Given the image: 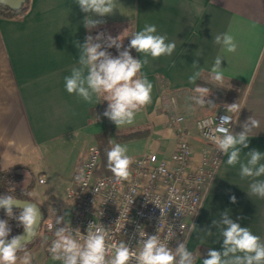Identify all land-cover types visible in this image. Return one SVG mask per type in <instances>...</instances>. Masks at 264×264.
<instances>
[{
  "label": "crops",
  "instance_id": "obj_1",
  "mask_svg": "<svg viewBox=\"0 0 264 264\" xmlns=\"http://www.w3.org/2000/svg\"><path fill=\"white\" fill-rule=\"evenodd\" d=\"M118 3L119 9L103 17L106 22L91 31L83 25L88 14L81 11L76 0H31L22 19L0 18V169L23 165L31 173L38 171L39 177H46L45 183H39L50 185L39 196L45 200L46 193L52 192L51 207L45 209L31 194L44 216L54 220L64 217V181L71 180L87 160L92 146H100L97 135L101 133L106 135L108 148L113 143L127 145L128 154L134 159L149 152L171 159L179 127L172 118L185 115L193 156L200 161L211 145L196 135L195 119L227 113L224 105L237 102L242 109L239 115L231 114L236 117L234 133L242 131L250 116L260 122L251 133L249 147L242 149L241 161L246 162V153L252 149L264 153V0ZM145 24H155L158 34H166L169 42L175 41L176 49L172 56L149 58L150 63L142 72L153 84L152 101L136 115L133 124L118 129L103 116L105 101L97 103L94 98L89 104L67 93L64 78L78 66L77 43L83 44L87 35L95 37L103 32L116 37L127 29L129 37L123 39L126 42ZM225 32L235 38L234 53L224 52L214 42L216 35ZM198 52L203 54L197 56ZM217 56L222 57L224 70V82L219 86L230 88L235 86L232 81H240L245 86L243 96L230 102L224 95L210 92L206 99L213 100L217 107H199L190 99L195 87L188 82L194 71L192 64L196 61L202 68L201 79L215 84L210 76ZM136 58L143 56L136 52ZM128 132L139 135L132 139L119 137ZM226 160L224 155L195 223L196 231L191 232L188 240L187 248L195 254L194 264H203L209 250H223L221 232L213 220H220L226 210L231 219L264 241V198L249 196L253 179H241L239 164L231 167ZM101 162L98 174L111 173L102 158ZM255 179L264 180V176ZM232 195L236 203L230 202ZM56 204L60 214L53 212ZM208 231L212 233L209 235ZM45 244L46 236L37 235L26 248L33 258L32 264H61L47 255ZM23 255L21 252L18 256Z\"/></svg>",
  "mask_w": 264,
  "mask_h": 264
},
{
  "label": "clouds",
  "instance_id": "obj_2",
  "mask_svg": "<svg viewBox=\"0 0 264 264\" xmlns=\"http://www.w3.org/2000/svg\"><path fill=\"white\" fill-rule=\"evenodd\" d=\"M82 12L87 13L83 25L91 31L105 23L102 18L112 15L119 9L118 0H76ZM93 16L101 19H94ZM127 29L116 37L100 32L95 37L87 35L83 44L77 43L80 50L78 66L71 69L70 75L65 76L67 93L74 94L86 103L108 102L103 113L117 128L134 123L136 115L152 101L153 84L147 75L142 72L150 59H159L162 56H172L176 49L175 41L169 42L166 34H158L155 24H145L142 30L131 34L130 43L123 47ZM214 42L221 45L226 53H234L237 44L230 32L218 34ZM115 47L117 56H113L107 49ZM123 48V50H121ZM135 49L143 58H134L131 50ZM198 52L196 55H202ZM221 56L215 58L211 67L210 79L217 86L224 82V70L221 69ZM192 75L188 82L195 85L193 96L190 98L199 107L208 106L215 109L217 105L211 99L210 88L197 84L202 75V68L193 62ZM227 115L221 116L215 127H209L207 139L219 152L226 157V164L235 167L239 164L241 179L252 178L248 195L264 198V180L255 178L264 176V153L252 149L246 153L247 160L242 162L240 157L243 148L249 147V139L254 129L259 128L260 122L253 116L247 118L242 125V131L234 133L231 122L233 115L240 113L242 107L236 102L224 105ZM194 110V109H192ZM99 119V117H97ZM210 121L201 124L203 129L210 125ZM127 145L113 143L107 151V168L117 182L130 179V166L134 158L128 154ZM84 181L83 172L76 177ZM43 182V181H42ZM230 202L236 203L235 195L230 196ZM22 208L18 216V226L23 228V234L12 236L7 220L0 219V264H32V256L25 246L37 233V224L42 214L35 203L20 200L12 195L0 193V208H4L9 217H13V207ZM65 221L64 217L57 216L55 224ZM223 239L222 251L209 250L203 264H264V241L251 232L248 227H242L230 218L226 210L221 213L220 220H213ZM54 225H49L53 227ZM192 231H196L193 225ZM208 231L207 234H211ZM108 232L102 224H90L87 234L82 235L79 229L65 226L55 228V239L48 249L51 259L61 264H194V256L188 250L186 242H178L175 250L161 241L155 235L146 236L142 233L140 249L137 252L128 243H108ZM24 252L23 256L18 253Z\"/></svg>",
  "mask_w": 264,
  "mask_h": 264
},
{
  "label": "built area",
  "instance_id": "obj_3",
  "mask_svg": "<svg viewBox=\"0 0 264 264\" xmlns=\"http://www.w3.org/2000/svg\"><path fill=\"white\" fill-rule=\"evenodd\" d=\"M172 103L178 106L174 98ZM224 115L227 113L195 119L196 135L211 145L200 161L193 156L188 118L185 115L173 117V122L179 125L173 157L161 158L155 152L143 154L134 159L127 181L117 182L113 174H98L102 167L101 150L97 145L92 146L87 160L73 174L67 190L71 222L56 225L54 219L46 216L42 220L37 235L46 236L44 250L47 255L51 256L48 249L55 239V228L65 226V222L68 227L79 229L82 235L87 234L90 224H102L108 232L109 244L125 242L137 252L140 240L146 238L141 237L144 232L146 236L157 234L173 250L178 242L184 241L188 245L193 225L224 156L206 134ZM233 120L231 129L234 132L235 116ZM204 121L211 123L202 129ZM81 172L84 181L76 179ZM39 182L45 183L46 177L40 176ZM53 212L60 214L58 204ZM49 225L54 226L50 228Z\"/></svg>",
  "mask_w": 264,
  "mask_h": 264
},
{
  "label": "trees",
  "instance_id": "obj_4",
  "mask_svg": "<svg viewBox=\"0 0 264 264\" xmlns=\"http://www.w3.org/2000/svg\"><path fill=\"white\" fill-rule=\"evenodd\" d=\"M31 6V0H26L24 5L19 9H12L6 4L0 2V18H11V19H22L28 12ZM130 43V40H127L126 42H123V47H127ZM123 50V48L121 49ZM113 56L118 55V51L115 47L107 49ZM131 55L136 58V51L135 49L131 50ZM234 82L235 86L226 88L217 86L215 84H211L208 81H205L203 79H199L198 84L200 86H206L210 88V92L212 94L216 95H224L226 97L227 101H239L244 93L245 86L240 81H232ZM105 107L108 106V102L105 101ZM139 135L138 132H128V133H122L119 135L121 139H132ZM97 139L99 141V148L101 150V158L104 163L107 164V151L110 149L108 148V142L106 135L104 133H101L97 135ZM105 145V147L103 146ZM20 168H25V166H15L8 169H0V193L12 195L13 197L17 199H23V200H34L32 194H31V188L34 185L35 182V174L32 172V175L34 176L33 184L31 185L30 189L28 190H19L16 188L15 184L19 180L22 179V177L16 173V171ZM111 174V173H108ZM22 211L20 208H14L13 209V217H9L6 213V210L4 208H0V219L7 220L12 231L10 233V237L15 236L23 231V228L18 226V221L14 218L15 216H18L19 213ZM32 241L28 242L25 246V249L30 246ZM21 253V252H20ZM18 253V255L20 254Z\"/></svg>",
  "mask_w": 264,
  "mask_h": 264
},
{
  "label": "rangeland",
  "instance_id": "obj_5",
  "mask_svg": "<svg viewBox=\"0 0 264 264\" xmlns=\"http://www.w3.org/2000/svg\"><path fill=\"white\" fill-rule=\"evenodd\" d=\"M35 182L34 185L31 188V192L34 195L35 199L37 202H39L40 204H42V206L45 209H49L51 207V204L53 202V195L52 192L46 193L45 195V200L40 198V193L49 187L50 184H40L39 183V174L38 171H35ZM65 180V179H64ZM70 184V180L69 181H64V203L62 205V212L64 214V218L65 221L67 223L71 222L72 219V215H71V202L70 200L67 198L66 194H67V189L69 187ZM66 193V194H65Z\"/></svg>",
  "mask_w": 264,
  "mask_h": 264
},
{
  "label": "water",
  "instance_id": "obj_6",
  "mask_svg": "<svg viewBox=\"0 0 264 264\" xmlns=\"http://www.w3.org/2000/svg\"><path fill=\"white\" fill-rule=\"evenodd\" d=\"M0 2L6 4L7 6H9L12 9H19V8H21L24 5L26 0H0ZM16 173L19 174L22 177L21 180L16 182V184H15L16 188L19 189V190H28V189H30V187H31V185L33 184V181H34V176L32 175L31 171L28 170L27 168H20V169H18L16 171ZM20 200H23V199H20ZM26 201H29L31 203H35L39 207L40 212L42 214L41 220L38 222V224L36 226L37 227V233L35 235V237H36L38 232H39L42 220L44 218V214H43V211H42V207L40 206L39 203H37L34 200H26ZM14 208H17V207L14 206L13 209ZM20 209H22V208H20ZM19 234H23V231L21 233H19ZM19 234H17V235H19ZM9 239H11V237ZM33 239H30L28 242L32 241Z\"/></svg>",
  "mask_w": 264,
  "mask_h": 264
}]
</instances>
